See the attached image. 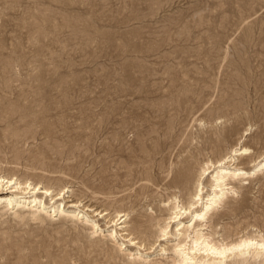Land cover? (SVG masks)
I'll return each instance as SVG.
<instances>
[{"label":"rangeland","instance_id":"374dc122","mask_svg":"<svg viewBox=\"0 0 264 264\" xmlns=\"http://www.w3.org/2000/svg\"><path fill=\"white\" fill-rule=\"evenodd\" d=\"M241 143L264 155V0H0V175L128 211L154 242L136 218L188 198L169 185L181 158ZM249 181L210 219L216 237L264 232V171ZM12 212L0 264H130L78 220Z\"/></svg>","mask_w":264,"mask_h":264},{"label":"bare ground","instance_id":"6f19581e","mask_svg":"<svg viewBox=\"0 0 264 264\" xmlns=\"http://www.w3.org/2000/svg\"><path fill=\"white\" fill-rule=\"evenodd\" d=\"M213 128L216 134L214 123ZM180 162L181 167L172 174L169 185L180 188V192L186 190L188 198L174 194L167 200L164 207H168L170 214L162 223L161 218L153 215L145 221L136 218L146 233L158 225L154 242L129 229L128 211L96 210L69 199L72 190L68 187L56 191L30 178L0 175V210H11L16 216L29 213L34 220L45 216L78 220L88 225L92 233L101 234L125 251L130 264H264L263 230L257 228L243 234L225 230L221 237L215 235L219 231L207 230L211 227L210 219L228 196L264 171V155L241 143L217 158L193 161L192 157H185ZM244 162L251 167L244 166ZM101 219L106 223L104 227Z\"/></svg>","mask_w":264,"mask_h":264}]
</instances>
